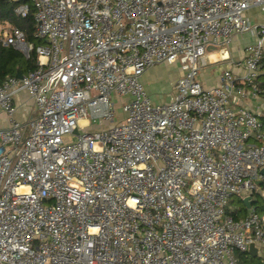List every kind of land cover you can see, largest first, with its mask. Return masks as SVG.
I'll return each instance as SVG.
<instances>
[{
    "label": "built area",
    "instance_id": "2783aa9c",
    "mask_svg": "<svg viewBox=\"0 0 264 264\" xmlns=\"http://www.w3.org/2000/svg\"><path fill=\"white\" fill-rule=\"evenodd\" d=\"M11 1L45 43L0 27L4 45L37 56L0 83L12 118L0 129V264H240L251 244L264 264V215L227 212L264 192L263 113L242 105L261 94L264 21L247 12L264 0ZM240 34L254 38L233 61L244 72L205 85ZM159 63L182 71L165 103L140 81ZM22 92L33 108L18 121Z\"/></svg>",
    "mask_w": 264,
    "mask_h": 264
},
{
    "label": "crops",
    "instance_id": "0c3cea01",
    "mask_svg": "<svg viewBox=\"0 0 264 264\" xmlns=\"http://www.w3.org/2000/svg\"><path fill=\"white\" fill-rule=\"evenodd\" d=\"M7 26L5 24L0 25V27H4ZM1 38V37H0ZM254 40V38L252 36H250L249 34H240V35H236L233 39L232 42L229 46V55H230V59L229 60H224L222 62H219L217 64H209L206 68L203 69V72L201 73L200 79L201 81L207 85H213L217 83V73L218 71H220L221 69H230L232 70L234 73L236 74H242L244 72V69L241 66H237L234 62H239L241 61V58L245 55V48L246 46L251 43ZM13 47V46H11ZM15 50L20 51L18 49H16L15 47H13ZM21 52V51H20ZM22 53V52H21ZM23 54V53H22ZM23 57L25 59L29 58L27 56H25L23 54ZM217 57H219V55L215 56L212 55L211 56V60L213 61L214 59H216ZM173 68H175V75L169 77V79L166 81V85H170L173 84L176 80V78L181 75L182 71L180 69V67L178 65L173 66ZM153 69L155 68H150L148 69L141 77H140V81L143 83V85L145 86L146 90H150L152 87H154V85H157L158 82L156 81V77L158 78L160 71H153ZM18 72H20L23 76L28 74L29 72L23 73L20 69L17 70L16 72V76ZM263 73V71H262ZM10 77V76H9ZM13 77V76H12ZM162 78V77H161ZM163 79V78H162ZM258 82L259 78H258ZM173 90L171 91L172 94ZM170 101V100H169ZM15 105L18 107L17 108V112L15 113V115L13 116L14 119L18 120V121H25L28 119V117L32 114V108H33V101L31 100V98L28 96L27 93H20L19 95H17V97L15 98L14 101ZM242 105H245L247 107L252 108L253 110H260L262 111L264 116V97L260 94V98H252V97H247L242 101ZM11 121L12 118L5 113L4 111H2L0 109V129L2 128H8L11 125ZM233 198V199H232ZM230 202H229V209L230 212H235L236 214H239V206L231 201L239 199L244 203V200L241 197L238 196H234L232 197ZM255 202V199L253 200V204ZM252 204L251 208H254ZM251 208H247V212L245 215L240 216L239 218H236L235 215L233 214V216L236 219H240V218H244L246 216L249 215ZM228 212V211H227ZM232 214V213H231ZM257 256V255H256ZM259 257V256H258ZM262 261V259H261Z\"/></svg>",
    "mask_w": 264,
    "mask_h": 264
},
{
    "label": "trees",
    "instance_id": "16d2710c",
    "mask_svg": "<svg viewBox=\"0 0 264 264\" xmlns=\"http://www.w3.org/2000/svg\"><path fill=\"white\" fill-rule=\"evenodd\" d=\"M16 3L11 0H0V25L9 23L12 26L20 28L28 42L37 45L40 43H45V41L40 40L35 37V23L33 19V12L31 11L26 17H19L15 12L14 8ZM37 67V56L34 51L31 52L29 58L25 59L20 51L15 50L11 46L4 45L0 38V83H2L9 76H16V72L20 69L23 73L31 72ZM263 71V73H262ZM259 87L261 89V95L264 97V57L261 63V74L259 76ZM264 126V116L261 117ZM256 197H261L257 195ZM239 206V214L235 212H230L227 208L228 213H232L236 218L243 216L247 212V206L239 199L231 201ZM254 208L260 215H264V204L257 205L255 202L253 204ZM240 264H259V259L261 263V258L258 256H253L247 252L237 253Z\"/></svg>",
    "mask_w": 264,
    "mask_h": 264
},
{
    "label": "rangeland",
    "instance_id": "374dc122",
    "mask_svg": "<svg viewBox=\"0 0 264 264\" xmlns=\"http://www.w3.org/2000/svg\"><path fill=\"white\" fill-rule=\"evenodd\" d=\"M247 16L250 18V20H252L253 23H261L264 21V13L261 11L260 8H254V9L249 10L247 12ZM150 68H155L153 69V71H160V72H157L159 73V75H158V78L156 77V81L158 82V84L154 85V87H152L150 90H147V92L151 96L154 103L168 102L172 98L171 91H172L173 84H171L172 86L170 85L165 86V85L169 77L175 75V72H176L175 68H173L172 65L165 64V63L155 64ZM111 101L113 102V108L115 110L113 122L120 121L124 117L123 110H122L123 98H118L117 96L114 95ZM99 121L100 119H97L96 121H94L90 129L92 130L95 129L96 128L95 125L99 124ZM64 138H65V141L67 142H74L77 140L76 135H66L64 136ZM255 203L257 205L264 204V198L255 197ZM258 261H259V264H262V261L260 263V259Z\"/></svg>",
    "mask_w": 264,
    "mask_h": 264
},
{
    "label": "water",
    "instance_id": "95a60500",
    "mask_svg": "<svg viewBox=\"0 0 264 264\" xmlns=\"http://www.w3.org/2000/svg\"><path fill=\"white\" fill-rule=\"evenodd\" d=\"M17 78L22 79L23 75L20 72H18ZM75 132L77 133L78 131L76 130ZM261 173L264 174V168L261 169ZM257 184L260 185L261 180L257 181ZM256 194L261 196L262 198H264V192H263L262 188H259L256 191ZM243 200H244V204L247 206V208L252 207V204H253V196L252 195L246 196ZM249 253L252 254L253 256L257 255V248L254 244H251L250 249H249Z\"/></svg>",
    "mask_w": 264,
    "mask_h": 264
}]
</instances>
